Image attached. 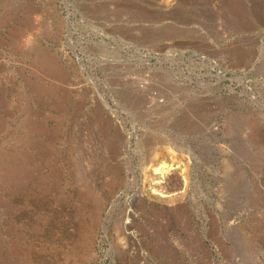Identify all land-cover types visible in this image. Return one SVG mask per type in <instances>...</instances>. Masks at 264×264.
<instances>
[{"label": "rangeland", "instance_id": "obj_1", "mask_svg": "<svg viewBox=\"0 0 264 264\" xmlns=\"http://www.w3.org/2000/svg\"><path fill=\"white\" fill-rule=\"evenodd\" d=\"M0 264H264V0H0Z\"/></svg>", "mask_w": 264, "mask_h": 264}, {"label": "built area", "instance_id": "obj_2", "mask_svg": "<svg viewBox=\"0 0 264 264\" xmlns=\"http://www.w3.org/2000/svg\"><path fill=\"white\" fill-rule=\"evenodd\" d=\"M151 93H153V92H151ZM162 104H163V98H160L156 94H150L146 98V107L147 108H151L154 105H162Z\"/></svg>", "mask_w": 264, "mask_h": 264}, {"label": "bare ground", "instance_id": "obj_3", "mask_svg": "<svg viewBox=\"0 0 264 264\" xmlns=\"http://www.w3.org/2000/svg\"><path fill=\"white\" fill-rule=\"evenodd\" d=\"M17 88V87H16ZM18 90H20V89H18ZM22 101H23V99H22ZM25 105V104H24ZM30 109V108H29ZM23 112V111H22ZM25 115H26V113H25ZM8 117V116H7ZM26 132V131H25Z\"/></svg>", "mask_w": 264, "mask_h": 264}]
</instances>
